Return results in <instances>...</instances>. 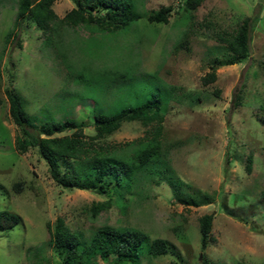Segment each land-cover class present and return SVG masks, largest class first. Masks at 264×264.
<instances>
[{
  "label": "rangeland",
  "instance_id": "obj_1",
  "mask_svg": "<svg viewBox=\"0 0 264 264\" xmlns=\"http://www.w3.org/2000/svg\"><path fill=\"white\" fill-rule=\"evenodd\" d=\"M132 2L138 19L101 31L56 20L45 30L27 20L14 25L18 0H0V211L20 217L13 228H0V264H63L47 230L59 218L84 241L97 228L113 226L167 242L168 252L155 258L144 247L141 264H264V0H203L192 12L182 8L184 0ZM74 5L55 0L52 9L62 18ZM168 6L167 23L147 21L150 11ZM244 20L249 56L226 64L230 52L219 37ZM211 66L215 79L205 83ZM9 87L32 125L88 121L86 138L94 133L96 111L161 97L158 156L133 174L125 206L111 204L91 217L92 203L115 198L114 185L101 194L63 188L35 147L18 152L15 138L30 139L10 117ZM146 128L123 122L97 143L108 145L107 158H130ZM88 161L63 160L60 168L81 175ZM204 214L213 218L201 247ZM114 259L95 257L97 264Z\"/></svg>",
  "mask_w": 264,
  "mask_h": 264
},
{
  "label": "trees",
  "instance_id": "obj_2",
  "mask_svg": "<svg viewBox=\"0 0 264 264\" xmlns=\"http://www.w3.org/2000/svg\"><path fill=\"white\" fill-rule=\"evenodd\" d=\"M55 0H18L17 14L14 25L21 20L34 23L38 28L48 29L53 21L65 26H93L101 31H115L127 27L138 19V11L132 0H74V7L62 18H58L52 9ZM203 0H184L182 8L195 11ZM171 7H161L150 11L147 21L150 23L168 22ZM192 16V15H191ZM219 39L226 43L230 52V59L226 64H233L249 56L250 36L249 22L242 21L234 33ZM215 79V67L203 77V81L212 82ZM9 102V114L16 126L20 127L29 141L16 137V149L23 154L29 146L35 147L39 155L46 162L50 176L63 188L89 190L95 193H106L108 185H114L115 198L101 202H94L90 206L91 217H96L111 204L125 206L123 198L125 189H130L133 174L146 169L158 156L159 138L162 134V120L165 113L164 103L158 94H151L140 104L121 108L109 113L96 111L93 119L94 133L86 138L84 129L90 124L88 121L76 123L72 119L63 121L44 122L32 125L22 107L19 97L12 87L5 89ZM138 121L145 129V135L136 141L138 147L130 158L112 160L107 158L108 145L102 146L99 140L117 131L123 122ZM33 128L36 134H29L26 128ZM64 131L71 134L57 135ZM149 140H144L149 138ZM97 146V148H95ZM86 159L87 167L81 175L62 172L60 168L63 160ZM251 157H247L245 169L251 171ZM21 183H16L19 186ZM212 214H204L199 218L200 245L205 247L210 239ZM20 221V217L8 211H0V228H13ZM49 239L57 253L62 257L63 264H97L95 257L106 259L114 256L111 264H141L140 251L145 247L146 253L152 258L168 252V244L164 239L150 240L147 233L136 228H119L105 226L97 228L87 241L71 231L64 221L59 218L51 229L47 224ZM239 264H258L245 263Z\"/></svg>",
  "mask_w": 264,
  "mask_h": 264
}]
</instances>
